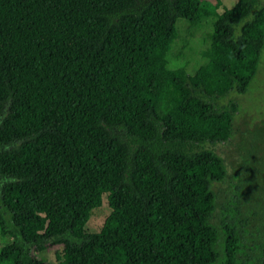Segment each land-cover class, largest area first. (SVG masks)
Instances as JSON below:
<instances>
[{
    "label": "trees",
    "instance_id": "trees-1",
    "mask_svg": "<svg viewBox=\"0 0 264 264\" xmlns=\"http://www.w3.org/2000/svg\"><path fill=\"white\" fill-rule=\"evenodd\" d=\"M222 1L0 0V264H264V131L232 172L206 145L236 132L264 2ZM179 18L210 25L192 74Z\"/></svg>",
    "mask_w": 264,
    "mask_h": 264
},
{
    "label": "rangeland",
    "instance_id": "rangeland-1",
    "mask_svg": "<svg viewBox=\"0 0 264 264\" xmlns=\"http://www.w3.org/2000/svg\"><path fill=\"white\" fill-rule=\"evenodd\" d=\"M237 0H223L222 5L219 8V12L225 8H231ZM264 2V0H263ZM178 34L172 44L171 51L168 56L169 65L172 68L185 66L188 73L192 74L194 70L204 64L206 59L199 53L203 46H206L207 36L210 31V25L207 22L203 24L191 33L189 31L190 26L184 19L179 18L177 20ZM112 45L123 44L118 39ZM135 47V46H133ZM229 99H236L239 103V109L235 113V134L226 141L217 142L215 144H206L208 147H212L218 154H220L226 162L227 169L232 172L237 168V163L241 159V152L238 151L239 145L242 142V136L245 128L250 130L254 128H261L264 131V52L262 55L261 63L256 76L254 77L249 90L244 94L231 93L225 98L223 102H227ZM1 184V179H0ZM222 187H226L223 184ZM111 209L107 204L105 195L103 196L102 204L95 208L89 220L86 223V230L89 232H98L105 220L109 215ZM13 240L12 235L0 236V244L10 242ZM62 246L50 247L42 252H35L36 256L45 259L50 262H57L62 256ZM59 257V258H58Z\"/></svg>",
    "mask_w": 264,
    "mask_h": 264
}]
</instances>
